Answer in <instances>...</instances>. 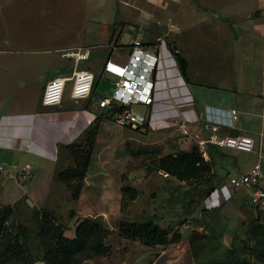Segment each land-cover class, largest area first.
<instances>
[{
  "label": "rangeland",
  "instance_id": "1",
  "mask_svg": "<svg viewBox=\"0 0 264 264\" xmlns=\"http://www.w3.org/2000/svg\"><path fill=\"white\" fill-rule=\"evenodd\" d=\"M234 1L243 6L242 0H0V85L10 84V111L20 114L34 111L39 106L44 83L57 73L56 67H46L47 58L54 49L59 48L62 54L90 47L89 59L79 63L78 68H84L86 64L96 74L105 59L120 56L122 48L135 34L142 41L151 39L146 33L150 22L168 25L176 40L184 37L191 40L188 37L195 36L206 52L215 51L219 55L231 38L229 17L232 16L228 13L233 9L231 3ZM166 52L171 54L169 48ZM213 66L219 67L218 64ZM22 83L27 86L24 94L16 86H23ZM133 110L142 112L138 105L133 106ZM102 111L91 108V125H97L98 133L91 148L92 162L77 200L70 196L71 191L64 183L52 178L55 171L72 165V160L60 146L53 164L50 161L42 163L27 150H17L11 159L0 155L3 169L7 162L15 163L13 177L5 180L3 171L0 172V204L14 205L8 225L26 224L30 209L46 208L52 211L56 221L63 226L64 235L70 238L74 236L75 223L87 216L99 217L109 232H115L119 219L143 220L153 216L169 238L175 232L182 235L166 246L177 244L182 259L189 264H205L211 258L224 257L229 246L241 247L242 240L249 236L251 219L264 222V212L255 215L251 205L243 203L242 195L250 192L246 187L238 188L223 207H205L207 203L202 199L197 209L186 214L187 201L200 196L198 193L184 195L194 183H179L172 176L163 177L155 167V161L166 153L191 149L195 146L194 140L182 137L174 127L159 132L143 126L119 127L112 121L111 114ZM222 132L219 131V136L226 135ZM237 155L241 161L239 165L226 167V172L231 169L228 173L232 172V176L244 170L253 158L252 152L239 151ZM26 165L32 170L28 178L21 181L18 174ZM52 167L50 176L43 171L45 168L52 170ZM219 172L222 176L225 173ZM124 184L134 188L136 197L133 200L125 197V206L121 210L120 187ZM32 187L37 192L29 198L26 190ZM172 193L177 196L174 200L168 198ZM26 199L32 201V205ZM191 230L198 232L196 240L207 242L194 260L190 250ZM212 234H223L225 240L222 243L212 241ZM248 241L254 244V238L249 237ZM143 254L148 257L147 253ZM133 256L135 264H141L140 252ZM243 256L255 262L249 254L243 253Z\"/></svg>",
  "mask_w": 264,
  "mask_h": 264
},
{
  "label": "crops",
  "instance_id": "2",
  "mask_svg": "<svg viewBox=\"0 0 264 264\" xmlns=\"http://www.w3.org/2000/svg\"><path fill=\"white\" fill-rule=\"evenodd\" d=\"M250 1L252 0H242L243 6H239L240 3L235 1L231 3L233 9L228 13L232 16L229 17L232 21L231 38L227 41V48H223L219 55L215 51L211 54L206 52L204 45H199L195 36L188 37L191 40H186L187 37L176 40L178 50L187 62L188 82H184L180 77L173 54H167L168 48L163 49L162 58L159 59L153 74L154 98L151 106L147 108L150 114L146 127L153 132H159L163 128H175L171 119L182 117L196 130L197 137H204L209 131L204 128L203 117L220 120V133L223 131L230 136L251 137L252 161L238 174L260 161V182L264 185V0L246 4ZM151 41L152 37L143 43L150 44ZM58 49L51 52L46 67H56L57 73L53 75H69L72 62ZM188 49H191L194 55L191 50L186 52ZM213 64H218L219 67ZM84 67L88 68L89 65L85 64ZM22 84L24 85L16 86L24 94L27 86ZM0 86V155L9 159L17 154V150H27L40 158L42 163L50 161L53 164L57 161L59 144H69L91 124V109L87 106L84 108V100H70L68 92L67 97L66 94L63 96L60 106L42 107L39 103L34 111L15 114V111H10V84L3 83ZM18 89L13 91V96ZM231 108L236 110L237 117L235 121L227 123L230 121L228 111ZM141 109L143 113L146 110L144 107ZM227 152L232 158L229 159L231 161L225 162L226 167L239 165V151ZM7 163L5 170L1 172L5 180L13 177L15 170L14 161ZM45 169L43 171L50 176L54 167L52 170ZM224 171L226 173V170ZM227 171L230 172L231 169ZM231 173H228L227 177L232 176ZM217 174L221 175L220 172ZM227 177L217 186L226 181ZM26 192L30 198L37 191L32 187ZM249 197L250 192L248 195L243 194L241 199L250 204ZM228 202L230 201L222 207ZM106 243L110 247L105 256L84 260L82 264H135L133 255L137 252H140L141 264H189L185 258L182 259L177 244L173 247H147L138 240L122 238L114 231L110 232ZM142 253H147L148 257L144 254L142 256Z\"/></svg>",
  "mask_w": 264,
  "mask_h": 264
},
{
  "label": "trees",
  "instance_id": "3",
  "mask_svg": "<svg viewBox=\"0 0 264 264\" xmlns=\"http://www.w3.org/2000/svg\"><path fill=\"white\" fill-rule=\"evenodd\" d=\"M164 40L174 56L180 77L184 82H188L186 59L180 54L178 46H170L166 37ZM115 45L114 47H116ZM100 78L101 70L99 68L98 72L94 74L92 93L89 99L85 100L84 108L88 107L90 99L97 96L95 89ZM121 110V107H114L112 111L104 110L101 113L113 115ZM97 133V125L90 124L81 135L69 144H59L60 149L64 150L72 160V165L55 171L52 178L64 183L66 188L71 191L70 196L73 199L79 198L83 179L86 171L90 168L91 148ZM223 150L226 149H219L214 145L207 144L206 159L203 158L196 146H193L186 151L176 150L166 153L155 161V167L159 173L164 171L166 176L174 177L179 183H194L187 192H184V195L198 193L200 196L199 199L191 198L187 201L184 210L186 214L197 209L201 200L204 201L221 180H224L228 175V171L223 176L217 174L219 171L226 170L227 160L232 158L228 154V150ZM134 191V188L128 184L120 187L121 210L125 206V197L127 200L135 199ZM173 193L168 195L169 199L177 198ZM13 208L14 205L3 206L0 204V264H35L36 262L39 264H82L84 260L105 256L109 252L110 246L106 240L110 232L102 226L99 217L87 216L80 219L74 228V237L69 238L64 235L63 226L56 221L52 211L46 208L35 209L33 207L30 209L26 224L16 222L8 225L7 220L11 216ZM261 212L264 210L257 211L255 215ZM249 222V236L242 240L241 247L229 246L225 250L224 257L211 258L205 264H264V222L257 221V218L251 219ZM114 229L120 237L138 240L147 247L166 246L170 242H176L180 236L182 237L175 232L174 236L169 238L167 232L159 226L153 216L143 220L119 219L116 221ZM197 234V231L191 230L190 250L193 260L198 258L200 251L207 244L206 241L196 240ZM212 235V241L222 243V240H225L223 234ZM249 237L254 238L253 245L249 243ZM243 253L252 256L255 262H251L243 256Z\"/></svg>",
  "mask_w": 264,
  "mask_h": 264
},
{
  "label": "built area",
  "instance_id": "4",
  "mask_svg": "<svg viewBox=\"0 0 264 264\" xmlns=\"http://www.w3.org/2000/svg\"><path fill=\"white\" fill-rule=\"evenodd\" d=\"M164 42V36L160 35L152 39L150 44H144L136 34L127 44V47H131L130 53L121 52L120 56L116 58L112 56L105 59L101 66V77L114 84V87L110 88V95L104 92L95 96L89 102V108L112 111L114 107H121L122 110L119 113L112 115V121L116 126L146 127L150 114L147 108L151 106L154 98L153 74L159 59L162 58L165 47L161 43L164 44ZM91 52V48L85 46L64 53L72 62V70L69 75L56 74L47 79L40 97L41 106L60 105L67 92L68 98L73 101L88 99L91 96L94 74L88 68H78L79 63L88 59ZM137 105L144 107L145 112L134 111L133 106ZM228 117L230 121L227 123L235 121L236 110L231 108L228 111ZM203 118L205 120L204 128L209 131L208 135L204 137H197L196 130H193L182 117L171 119L175 129L182 137L194 140V144L203 158L207 159L205 152L207 144L226 150L242 152L253 150L251 137L245 135L219 136L218 124L221 121L208 116ZM1 171H4L2 166H0ZM29 171L28 165L23 167L18 174V179L24 181L28 177ZM261 173L262 166L261 162L258 161L245 172L228 177L205 198L207 203L205 207L208 205V208L220 207L231 199L232 194L238 188L246 187L250 188L249 201L252 211L256 213L264 210V185L260 182ZM160 174L166 176L164 171H161Z\"/></svg>",
  "mask_w": 264,
  "mask_h": 264
},
{
  "label": "water",
  "instance_id": "5",
  "mask_svg": "<svg viewBox=\"0 0 264 264\" xmlns=\"http://www.w3.org/2000/svg\"><path fill=\"white\" fill-rule=\"evenodd\" d=\"M146 33L151 35L153 38H157L159 35H165L167 42L170 46L176 47V41L173 37V31L168 29L167 25L164 23L150 22L147 25ZM120 50V49H119ZM122 52H131V47L122 48ZM96 94H102L106 92L108 95L111 94L110 88L114 87V84H111L106 79L100 78L96 83ZM27 203L32 205V202L27 199Z\"/></svg>",
  "mask_w": 264,
  "mask_h": 264
},
{
  "label": "clouds",
  "instance_id": "6",
  "mask_svg": "<svg viewBox=\"0 0 264 264\" xmlns=\"http://www.w3.org/2000/svg\"><path fill=\"white\" fill-rule=\"evenodd\" d=\"M167 27H168V25H167ZM168 29H170V28L168 27ZM134 31H135V30H134ZM135 35H136V34H135ZM148 35H149V34H148ZM162 35H163V34H162ZM149 36H151V35H149ZM159 36H160V35H159ZM163 36L165 37V35H163ZM151 37H152V36H151ZM173 37H174V32H173ZM152 39H154V38L152 37ZM174 39H175V38H174ZM141 41H142V40H141ZM175 41H176V39H175ZM142 42H143V41H142ZM144 44H145V43H144ZM164 44H165V42H164ZM165 45H166V44H165ZM176 46H177V44H176ZM125 47H127V44H125ZM115 48H116V47H115ZM90 55H91V54H90ZM89 57H90V56H89ZM110 57H112V56H110ZM108 58H109V57H108ZM108 58H107V59H108ZM88 59H89V58H88ZM104 61H105V60H104ZM104 61H103V62H104ZM103 62H102V63H103ZM101 66H102V64H100V70H101ZM85 68H86V67H85ZM92 72H93V71H92ZM93 74H94V73H93ZM101 78H102V77H101ZM106 80H107V79H106ZM107 81H108V80H107ZM92 84H93V82H92ZM42 92H43V91H42ZM97 95H99V94H97ZM88 99H89V98H88ZM88 99H84V101H85V100H88ZM93 99H94V98H93ZM90 101H91V100L88 101V107H89V102H90ZM39 103H40V100H39ZM61 103H62V102H61ZM58 106H60V105H58ZM42 107H43V106H42ZM90 109H91V108H90ZM29 169H30V168H29ZM4 170H5V169H4ZM29 173H30V172H29ZM28 176H29V174H28ZM27 178H28V177H27ZM27 178H26V179H27ZM26 179H25V180H26ZM25 180H24V181H25ZM214 208H215V207H214ZM217 208H219V207H217Z\"/></svg>",
  "mask_w": 264,
  "mask_h": 264
}]
</instances>
